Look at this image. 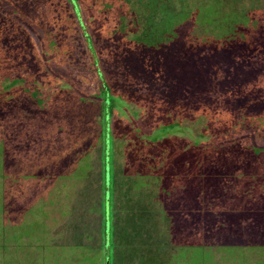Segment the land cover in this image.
Wrapping results in <instances>:
<instances>
[{
	"label": "trees",
	"instance_id": "obj_1",
	"mask_svg": "<svg viewBox=\"0 0 264 264\" xmlns=\"http://www.w3.org/2000/svg\"><path fill=\"white\" fill-rule=\"evenodd\" d=\"M123 1L130 3L129 28H139L133 47L123 54L136 72L163 69L168 77L195 84L200 76L193 70L194 56L207 48V60L225 63L227 85L239 80L238 70L247 74L243 66L255 54L264 53V33L255 17L264 0ZM85 26L91 38L86 21ZM88 63L96 88L64 96L59 114L54 103L50 108L55 94L26 88L19 77L0 81V121L17 119L22 129L30 120L45 123L43 117L60 115L67 124L62 136L66 151L56 162L45 158L32 171V165L14 157L19 149L13 144L15 133L0 126V185L12 188L19 178L48 177L54 171L83 178L91 168L88 153L98 145L102 213L95 263L264 264V125L259 122L264 95L253 92L249 99L241 96L231 103L246 143L230 136L208 140L206 126L193 127L190 110L179 113L189 124L163 118L152 129L122 125L113 113L111 84L104 72H95L91 58ZM204 65L208 68L210 62ZM186 93L191 98L189 89ZM131 110L136 120L137 112ZM246 112L253 116L247 118ZM0 190L3 213L7 206ZM2 232L0 224V249L3 241L17 240H4ZM79 250L83 255L84 248Z\"/></svg>",
	"mask_w": 264,
	"mask_h": 264
},
{
	"label": "rangeland",
	"instance_id": "obj_2",
	"mask_svg": "<svg viewBox=\"0 0 264 264\" xmlns=\"http://www.w3.org/2000/svg\"><path fill=\"white\" fill-rule=\"evenodd\" d=\"M129 6L123 0H0V81L19 77L26 88L55 94V100L49 101L50 108L54 103L55 111L60 112L64 96L85 95L96 88L88 63L91 58L95 62L92 68L98 74L104 72L112 86L116 105L113 113L120 124L132 122L152 129L163 118L189 124L179 113L190 110L196 121L193 127L206 126L208 140L230 136L246 143L230 106L237 97L249 99L253 92L264 95V53L255 54L243 66L247 74L238 70L239 80L232 79L227 85L223 84L225 63L207 60L211 58L207 48L194 56L193 70L200 76H196L199 80L195 84L168 77L163 69L136 72L123 58L124 51L133 47L139 35V28H129ZM263 7L256 10L255 17L264 33ZM121 16L125 27L121 26ZM194 34L201 33L196 29ZM206 62H210L208 68H204ZM188 89L191 98L187 96ZM131 109L137 112L136 120ZM172 113L178 116L170 117ZM246 113L247 118L253 116ZM57 116L60 118L43 117L45 123L30 120L22 129L17 119L0 121V126L16 135L13 144L19 149L14 157L32 165L31 171L45 158L56 162L66 151L62 136L67 124ZM260 118L263 126L264 116ZM11 146L8 145L10 149ZM88 160L91 168L83 178L69 172L68 176H58L54 171L48 177L19 178L12 188L1 183L5 194L1 203L7 206L5 212H0L3 239L14 236L17 240L3 241L0 264H97L94 256L101 241L102 213L98 145L89 151ZM78 246L84 248L83 255ZM257 256L253 254L252 258ZM75 257L79 260L75 261Z\"/></svg>",
	"mask_w": 264,
	"mask_h": 264
}]
</instances>
